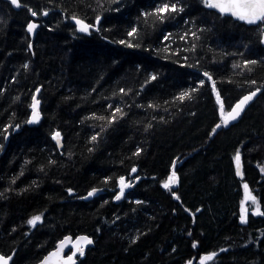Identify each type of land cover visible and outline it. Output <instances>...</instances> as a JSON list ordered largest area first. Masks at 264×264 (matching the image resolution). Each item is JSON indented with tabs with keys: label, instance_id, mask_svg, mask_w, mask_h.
Listing matches in <instances>:
<instances>
[{
	"label": "trees",
	"instance_id": "16d2710c",
	"mask_svg": "<svg viewBox=\"0 0 264 264\" xmlns=\"http://www.w3.org/2000/svg\"><path fill=\"white\" fill-rule=\"evenodd\" d=\"M19 1L0 0V254L36 264L86 233L78 264H264V216L243 187L264 212V23L203 0ZM37 89L44 118L29 126ZM253 91L224 127L217 93L226 115ZM123 176L138 182L117 201Z\"/></svg>",
	"mask_w": 264,
	"mask_h": 264
},
{
	"label": "snow or ice",
	"instance_id": "6c2138e0",
	"mask_svg": "<svg viewBox=\"0 0 264 264\" xmlns=\"http://www.w3.org/2000/svg\"><path fill=\"white\" fill-rule=\"evenodd\" d=\"M98 3L101 2V0H97ZM11 3L17 7H20L19 0H11ZM203 3L210 9H216L221 15H229L231 17H234L237 20L244 21L247 24H258V23H264V0H203ZM171 11L175 12L177 11V8L175 5L171 6ZM182 10V9H181ZM169 11V5L164 4L162 5L157 12L158 13H164ZM33 16H36L37 13L33 11L31 13ZM44 15H47V12L43 13ZM99 19V18H98ZM76 24L79 25V30L81 32H87L91 25L84 24L83 21L81 20H76ZM37 27L35 24H29L28 25V31L33 32L34 29ZM133 32H135V29H133ZM133 33H129V35H132ZM167 38V37H165ZM121 43H124L121 41ZM131 46V45H129ZM248 63H254V62H248ZM27 67V65H25ZM205 76H209L208 73H204ZM152 79H155V76L152 77ZM209 79L211 80V77L209 76ZM233 82V81H229ZM244 83H251L254 84L255 81H245ZM213 89H215V82L212 83ZM259 91V89H257ZM37 92H39V89H37ZM257 94L256 91L251 92L249 95L243 96L242 99L239 100V102L234 106L231 107L230 111L227 113V117H225V106L222 100H220L219 93H217V99L220 101V114L222 117V123L223 126H227L229 121H235L241 114V112L244 110V106L252 100V98ZM187 95V94H184ZM180 99V98H177ZM38 106H39V100L36 99L35 96H33V103L31 105L33 112H32V119L28 121L29 123H35L38 122L40 119V113L38 111ZM156 107H159V105H156ZM121 110L119 108L116 109V112H120ZM105 125H101L100 127L103 128ZM222 125L217 124L215 127L218 129ZM4 132H7V128L4 129ZM215 132V129H213V133ZM53 139L57 141V143H60L61 140V135L59 132H56L53 136ZM93 140L96 139V136L92 137ZM240 154L237 152L235 156V161L237 165V174L240 175ZM50 163H55V161H50ZM174 167V165H173ZM133 172L136 171L135 168L132 169ZM23 174V173H21ZM15 181H13L14 183ZM120 192L119 195H117L115 198L117 200L121 199L123 194H124V189L127 187H131L130 182H125L124 177H120ZM178 183V177L173 171L171 175L168 177V180L164 183L163 187L170 190L173 185ZM244 189H245V195H244V200L248 201L251 200L253 204L256 205V210L255 213L256 215H262L264 216V212H261L259 210V205L256 201V197L251 195V192L249 191L248 185L244 184ZM70 191V190H69ZM98 189H93L91 192L88 193L89 196L94 195ZM173 195H175L173 193ZM176 199H179L177 196ZM243 214L241 215L240 219L242 223L247 222V209L244 208L242 209ZM42 219L41 215H35L31 219L27 221V223L33 227L36 226L38 222H40ZM70 238H65V240H69ZM92 241L86 237V236H81L78 237L76 242L72 245L73 251L71 252L70 255L67 256L66 259H63L61 257V252L63 251V247H66L67 245L65 244L64 241H61L60 246L57 247V250L50 253L48 257H45L44 261L42 264H50L51 260L53 257H57L59 259V264H75L74 257L76 256L77 253H79L81 256L84 254V248L88 244H91ZM195 247V245H193ZM221 251H224V249H221ZM216 253H211L210 255H206L201 258L200 264H204V261L211 260ZM11 260V256L5 258L4 256H0V264H9V261ZM189 264H192L191 261H189Z\"/></svg>",
	"mask_w": 264,
	"mask_h": 264
},
{
	"label": "water",
	"instance_id": "95a60500",
	"mask_svg": "<svg viewBox=\"0 0 264 264\" xmlns=\"http://www.w3.org/2000/svg\"><path fill=\"white\" fill-rule=\"evenodd\" d=\"M9 1L11 2V0H9ZM19 3H20V1H19ZM12 5H13V4H12ZM13 6H14L16 9H19V8H20V7H17V6H15V5H13ZM20 6H21V3H20ZM214 10H216V9H214ZM216 11H218V10H216ZM29 24H35V25H37V27L34 29V31H37L38 28L40 27V22L37 21V20H34V19L31 20ZM249 94H250V93H249ZM249 94H246V95H249ZM38 95H39V93L36 92L34 96L36 97L37 100H39L38 111H39V113H40V119H39L38 122H35V123H29V122H28V121H30V120L32 119V112H33V109H32V107H31V113H30V116H29L28 121H27V123H28L29 126H38V125L42 122V120H43V118H44V115H43V112H42V108H41V101H40ZM243 96H245V95H243ZM243 96H241V97L238 99V101H237L232 107H234V106L239 102V100L243 98ZM254 97H255V96H254ZM254 97H253V98H254ZM253 98H252V99H253ZM32 103H33V101H32ZM249 103H250V101L244 106V110L241 112L240 116H239L235 121H229V123L227 124V126H224V127H229L231 124H233V123H235L236 121H238V120L242 117V115L244 114V112H245V110H246V107L248 106ZM230 109H231V108H230ZM229 111H230V110H229ZM227 113H228V112H227ZM225 117H227V114L225 115ZM59 133H60V132H59ZM54 134H55V133H54ZM60 135H61V133H60ZM53 136H54V135H53ZM53 140H54V142L57 144L58 148H59V149H62V147H63V145H64L62 135H61V140H60V143H59V144L57 143V141H56L55 139H53ZM236 166H237V165H236ZM240 173H241L240 176L243 177L242 160H240ZM123 177L126 179V176H123ZM130 182H131V181H130ZM137 182H138V178H136L133 182H131L132 187H134V186L136 185ZM93 189H98V191H97L94 195L89 196L88 193L91 192ZM93 189H91L87 194L83 195L81 198L84 199V200H90V199H92V198H93V197H94L99 191L102 190V188H93ZM117 201H118V200H117ZM81 236H86V237H88V238L92 241L91 244H88L87 246H85V248H84V253H85L86 250L88 249V247H90L91 245H93V243H94L93 237H91L90 235H88V234H86V233H79V234H77V235H75V236H74V235H71V234H67V235L63 236L61 239H59V240L55 243V247L52 248L50 251H48V252L43 256V258H42L41 260H39L36 264H42V262L44 261L45 257H48L50 253H52V252H54V251L57 250V247L60 246L61 241H64L65 244L67 245L66 247H63V251L61 252V257H62L63 259H66L67 256L70 255L71 252L74 250L73 247H72V245L76 242L77 238H78V237H81ZM66 237H67V238H70V239H69V240H65ZM211 253H214V252H211ZM211 253H206V254L202 255V257H204V256H206V255H210ZM0 256H4L5 258L9 257V256L4 255V254H0ZM79 256H81V255H80L79 253H77L76 256L74 257L75 264H78ZM202 257H201V258H202ZM214 257H215V256H214ZM214 257H213V258H214ZM201 258H200V261H201ZM213 258H212V259H213ZM212 259H211V260H212ZM211 260L204 261V264L208 263V262L211 261ZM191 262L193 263L194 260H192ZM9 264H11V260L9 261ZM50 264H59V259H58L57 257H53L52 260H51V262H50Z\"/></svg>",
	"mask_w": 264,
	"mask_h": 264
},
{
	"label": "flooded vegetation",
	"instance_id": "af4514ba",
	"mask_svg": "<svg viewBox=\"0 0 264 264\" xmlns=\"http://www.w3.org/2000/svg\"><path fill=\"white\" fill-rule=\"evenodd\" d=\"M119 181H120V180H119ZM130 181L133 182L134 179H132V178L129 179V180L125 179V182H126V183H127V182H130ZM131 182H130V183H131ZM131 185H132V184H131ZM118 188H119V190H118L117 195H119V192H120V182H119V184H118ZM131 188H132V186H131V187H127V188H125V189H124V194H123V196H124V195L127 193V191H128L129 189H131ZM123 196H122V198H123ZM122 198H121V199H122Z\"/></svg>",
	"mask_w": 264,
	"mask_h": 264
},
{
	"label": "rangeland",
	"instance_id": "374dc122",
	"mask_svg": "<svg viewBox=\"0 0 264 264\" xmlns=\"http://www.w3.org/2000/svg\"><path fill=\"white\" fill-rule=\"evenodd\" d=\"M244 206L246 207V201H244Z\"/></svg>",
	"mask_w": 264,
	"mask_h": 264
}]
</instances>
